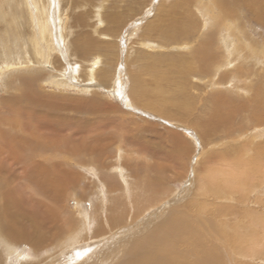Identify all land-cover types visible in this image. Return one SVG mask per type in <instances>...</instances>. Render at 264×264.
<instances>
[{"label":"rangeland","instance_id":"1","mask_svg":"<svg viewBox=\"0 0 264 264\" xmlns=\"http://www.w3.org/2000/svg\"><path fill=\"white\" fill-rule=\"evenodd\" d=\"M2 2L0 117L47 130L0 148V209L26 215L0 218V264H264V0H48L41 59L35 9Z\"/></svg>","mask_w":264,"mask_h":264},{"label":"bare ground","instance_id":"2","mask_svg":"<svg viewBox=\"0 0 264 264\" xmlns=\"http://www.w3.org/2000/svg\"><path fill=\"white\" fill-rule=\"evenodd\" d=\"M10 1V0H9ZM16 1H18V3L19 2H21V3H24V2H26V6L28 7V5H30V9H29V13H31V15H32V13H33V8L35 9V11H36V15H38L37 16V22H40L39 23V32L37 33V34H35V36H34V33H33V36L34 37H31L32 39L31 40H33L31 43H30V46L28 47L29 48V50H31V53L32 54H34V57L36 58V59H41V57L42 56H40L39 57V55L40 54H42L41 53V50H40V44H44L46 47H47V49H48V51L51 53V52H53V51H55L54 50V47H53V40H52V35H51V30H50V23H49V20H48V18H47V2H48V0H34V2H32L31 0V2L29 1V0H16ZM46 1V2H45ZM256 1V0H255ZM257 1H260V0H257ZM0 2H1V0H0ZM6 2V1H5ZM5 2H4V0H3V2L2 3H4L5 4ZM1 3V4H2ZM16 4V3H15ZM33 4V5H32ZM24 5V4H23ZM15 6H17V5H15ZM14 6V7H15ZM25 6V5H24ZM34 6V7H33ZM32 7V8H31ZM263 7H264V2H263ZM17 8V7H16ZM15 8V9H16ZM0 9L2 10V15L5 17V18H8L9 19V17L8 16H16L15 14H11V15H9L8 13H7V11L4 9V8H2V6L0 7ZM18 9V8H17ZM20 9V8H19ZM26 9V8H25ZM9 10V9H8ZM13 10V9H12ZM51 10V9H50ZM26 12V11H25ZM28 13V12H27ZM19 14H20V12H19ZM22 15V14H21ZM29 15V14H28ZM35 16V15H34ZM2 17V16H1ZM20 17V16H19ZM22 17V16H21ZM30 18V17H29ZM20 19V18H19ZM157 19V18H156ZM186 19V18H185ZM185 19H184V21H185ZM189 19V18H188ZM22 20V19H21ZM141 20V19H140ZM3 22V21H2ZM17 22V21H16ZM33 22V21H32ZM188 22V21H187ZM1 23V22H0ZM28 24H30V22L28 23ZM188 24H189V22H188ZM191 24V23H190ZM27 25V24H26ZM25 25V26H26ZM173 25V24H172ZM192 25V24H191ZM11 26V25H10ZM149 26V25H148ZM187 26V25H186ZM7 30V29H6ZM9 31H11L12 33H15V30H14V28H12V29H8ZM33 30V29H32ZM29 31V30H28ZM58 31V30H57ZM30 32V31H29ZM31 34V33H30ZM58 34V33H57ZM102 34V33H101ZM13 35V34H12ZM32 36V35H31ZM2 37H4V36H2ZM16 37V36H15ZM5 39L7 38V37H4ZM8 40H9V38H7ZM12 39V38H11ZM3 41V40H2ZM37 41H39V42H37ZM0 43H2V42H0ZM4 44V43H3ZM10 44V43H9ZM42 44V45H43ZM69 44V43H68ZM55 46V45H54ZM212 46V45H211ZM43 50V49H42ZM4 51V50H3ZM18 51V50H17ZM29 54V53H28ZM213 54V53H212ZM47 55V54H46ZM49 55H52V54H49ZM44 56H45V54H44ZM148 56V55H147ZM156 57V56H155ZM158 58H159V55L157 56ZM209 58V55L207 54V51H200V52H195L194 53V56H193V58L195 59L194 61H197V62H191V63H187L186 64V67H187V69H189V70H192V69H194L195 68V70H199L203 65H206V63L208 64L209 63V61H211V60H208L207 58ZM149 58V57H148ZM176 58V57H175ZM35 59V60H36ZM168 59V58H167ZM28 60V59H27ZM147 60V59H146ZM150 60V59H149ZM172 60V59H171ZM185 60V59H184ZM203 60V61H202ZM207 60V61H206ZM157 61H158V59H157ZM41 62V61H40ZM156 62V61H155ZM25 63V62H24ZM165 63V62H164ZM164 63H162L163 65H164ZM29 64H31L30 62H29ZM37 64V63H36ZM46 64V63H45ZM26 65V64H25ZM38 65V64H37ZM41 65V64H40ZM146 65H148L149 66V64L147 63ZM162 65V66H163ZM208 66V65H207ZM10 67V66H9ZM204 67V66H203ZM211 67V66H210ZM147 68V67H146ZM154 68V67H153ZM159 68V67H158ZM184 68V67H183ZM207 68V67H206ZM10 69H11V67H10ZM164 70V69H163ZM166 70V69H165ZM203 70V69H202ZM207 70H208V68H207ZM152 71H154V69L152 70ZM204 71H205V68H204ZM209 71V70H208ZM163 72L164 71H162V74H163ZM206 72V71H205ZM210 72V71H209ZM165 73V72H164ZM30 75V74H29ZM198 75V74H197ZM207 76V75H206ZM32 77V76H31ZM25 78V77H24ZM33 79V78H32ZM51 79V78H50ZM121 79H122V77H121ZM29 80V79H28ZM113 81V80H112ZM30 82V81H29ZM32 82V81H31ZM63 82V81H62ZM118 86H116L115 87V92H117V93H119L120 91H121V86H120V77H119V79H118ZM25 83V82H24ZM36 83V82H35ZM34 83V84H35ZM23 84V83H22ZM30 84V83H29ZM57 84V83H56ZM62 84H64V83H62ZM28 85V84H27ZM33 85V84H32ZM59 85V84H58ZM62 86V85H61ZM29 87H31V86H29ZM32 88V87H31ZM35 88V87H34ZM37 88V87H36ZM35 88V89H36ZM112 88H113V86H112ZM250 88V87H249ZM161 89V88H160ZM28 90V89H27ZM26 91V90H25ZM21 93V92H20ZM26 93V92H25ZM183 93V92H182ZM22 94H24V92H22ZM21 94V95H22ZM42 95V94H41ZM183 95V97H184V94H182ZM36 96H38V94L36 95ZM14 97V96H13ZM209 97V96H208ZM215 97H216V95H215ZM207 98V97H206ZM221 98V97H220ZM16 99H18V98H16ZM27 99V98H26ZM185 99H187V97L185 98ZM214 99V98H213ZM19 100V99H18ZM28 100V99H27ZM75 100V99H74ZM182 101H184L183 99H182ZM190 101V100H189ZM207 101H210L209 99H207ZM227 101V100H226ZM17 102V101H16ZM27 102V101H26ZM30 102V101H29ZM39 102H41V99L39 98ZM42 102H43V104L44 103H48V105L50 106V103H51V101H49L48 99L46 100L45 98L43 99L42 98ZM77 102V101H76ZM187 101H185V103H186ZM36 103V102H35ZM56 103V102H55ZM58 103V102H57ZM190 103V102H189ZM210 103V102H209ZM228 103V102H227ZM247 103V102H246ZM29 104V103H28ZM61 104H63L62 102H61ZM77 104H79V103H77ZM188 104V103H187ZM27 105V104H26ZM73 105V104H72ZM164 105V104H163ZM167 105V104H166ZM185 105V104H184ZM191 105V104H190ZM212 105V104H211ZM44 106V105H43ZM96 106V105H95ZM47 107V106H46ZM162 107V106H161ZM160 107V108H161ZM164 107V106H163ZM193 107V106H192ZM235 107V106H234ZM28 108V107H27ZM56 108V107H55ZM98 108V107H97ZM165 108V107H164ZM216 108H218V107H216ZM14 109V111H13V115H12V112H11V114H10V116L9 117H7V118H3V117H0V125H3L4 127H8L7 129H2L1 127H0V132L1 131H4V132H6V134H8V136L6 135V136H0V148H2V147H5L7 150H10V151H15V150H18L19 148H18V145L14 142V140H15V138L17 137V141L16 142H18V144H21V145H24L23 147L25 148V149H27V150H31V149H36V150H39V149H41L42 150V152L43 151H46V146H43V144L42 143H38L36 140V138H37V135H36V133L37 132H39L40 130H42L43 128H45V131L47 130L46 129V126L45 125H43V126H45V127H40L39 129H38V126H39V123L37 122V121H35V122H31V123H26V122H22L23 121V119L21 120L20 118H30L29 117V115H31V111L29 110V109H21V110H19V108H13ZM16 109V110H15ZM51 109V108H50ZM229 109V108H228ZM256 109V108H255ZM10 110V109H9ZM48 110V109H47ZM52 110V109H51ZM161 110V109H160ZM179 110H181V109H179ZM188 110V109H187ZM217 110V109H216ZM7 111V110H6ZM58 111H61V110H58ZM162 111V110H161ZM189 111H191L190 110V108H189ZM188 111V112H189ZM10 112V111H9ZM56 112V111H55ZM185 112V111H184ZM188 112H187V114H188ZM49 113V112H48ZM175 113V112H174ZM209 113V112H208ZM251 113V112H250ZM44 114V113H43ZM50 114V113H49ZM178 114V113H177ZM214 116H215V111H214ZM55 115V114H54ZM191 115V114H190ZM259 115V114H258ZM257 115V116H258ZM191 117V116H190ZM252 117V116H251ZM254 117V116H253ZM256 117V116H255ZM259 117V116H258ZM38 118V117H37ZM51 118H52V116H51ZM186 118H189V117H186ZM260 118V117H259ZM258 119V118H257ZM36 120H39V119H36ZM60 120V119H59ZM62 120V119H61ZM254 120V119H253ZM25 121V120H24ZM213 121V120H212ZM56 122V121H55ZM67 122V121H66ZM204 123V122H203ZM63 125H67V123L66 124H64V123H62ZM61 125V124H60ZM63 125H61L62 127H64ZM100 126V125H99ZM200 126V125H199ZM204 129H206V130H208V131H214V129H215V125H214V121L213 122H206V123H204ZM12 131H13V133H12ZM28 132L31 134V133H34L33 134V139H30V138H28V137H26V136H29V134H28ZM15 133V134H14ZM16 133L17 134H19V135H17L16 136ZM2 134H4V133H2ZM20 134H22V135H20ZM229 134H231V133H229ZM32 136V135H31ZM36 139V140H35ZM53 141H55V142H53V143H51V144H49V148L52 150V152L53 151H55L56 153L57 152H62L63 151V147L65 146V142H61V141H57V140H53ZM95 141V140H94ZM43 142V141H42ZM11 144H13V145H11ZM11 145V146H10ZM61 145H64L62 148H61ZM83 145V144H82ZM75 146H77V144L75 145ZM89 146V149H88V151L89 152H91V154H93L94 152L95 153H97V150L95 151L94 150V148H93V144L91 143L90 145H88ZM66 148H65V152H67V153H75L76 152V150L77 149H75V148H69L70 146H65ZM96 147V146H95ZM5 148H2V149H5ZM23 148V149H24ZM81 148V147H80ZM20 150V149H19ZM91 150V151H90ZM100 150V149H99ZM98 150V151H99ZM86 152V151H85ZM102 152V151H101ZM29 153V152H28ZM32 153V152H31ZM41 153V152H40ZM46 153V152H45ZM94 153V154H95ZM183 153V152H182ZM42 154V153H41ZM77 154V153H76ZM103 154V153H102ZM229 154V153H228ZM32 155V154H31ZM43 155V154H42ZM61 155V154H60ZM89 155V154H88ZM46 156V155H45ZM102 156V155H101ZM47 157H48V155H47ZM40 158V157H39ZM181 158V157H180ZM50 159V158H49ZM44 160V159H43ZM50 161V160H49ZM54 161V160H53ZM38 162V161H37ZM230 162V161H229ZM33 163V162H32ZM34 164V163H33ZM35 165V164H34ZM39 165H41V164H39ZM59 165V164H58ZM243 165V164H242ZM245 165V164H244ZM243 165V167L245 168V166ZM51 166H53V165H51ZM254 166V165H253ZM257 166H259L258 164H257ZM264 166V165H263ZM30 167V166H29ZM34 169V168H33ZM231 169V168H230ZM252 169V168H251ZM254 169V168H253ZM44 169H41V167L40 168H36V173H37V171L38 172H41V171H43ZM243 170V169H242ZM260 170V169H259ZM258 170V171H259ZM24 171H25V169H24ZM45 171V170H44ZM49 174H50V176H51V179H54L55 180V182H56V184H62V176H58V174H57V172H59V170H57L56 169V167L54 168V167H52V169L50 168L49 170ZM251 171V170H250ZM26 172V171H25ZM25 172H23L24 174H25ZM244 172H246V171H244ZM34 173V172H33ZM241 173V172H240ZM250 173V172H249ZM248 173V174H249ZM41 174V173H40ZM214 174V173H213ZM233 174V173H232ZM247 174V173H246ZM33 175V174H32ZM37 175H38V173H37ZM224 175V174H223ZM254 175V174H253ZM40 176H42V175H40ZM222 176V175H221ZM246 176H248V175H246ZM36 177V176H35ZM58 177V178H57ZM220 177V176H219ZM233 177V176H232ZM235 177V176H234ZM231 178V177H230ZM229 178V179H230ZM240 178V177H239ZM45 179V178H44ZM233 179V178H232ZM242 179V178H241ZM37 180V179H36ZM42 180V179H41ZM224 180V179H223ZM226 180H227V178H226ZM233 180H235V179H233ZM261 181V180H260ZM39 182H40V180H39ZM46 182L47 183H49L50 185H51V181H49L47 178H46ZM227 182H228V180H227ZM235 182V181H234ZM239 182V181H238ZM237 182V183H238ZM29 183V182H28ZM35 183V182H34ZM230 183H231V180H230ZM239 183H241V182H239ZM37 184V183H36ZM179 184V183H178ZM228 184V183H227ZM243 184V183H242ZM241 185V184H240ZM63 186V185H62ZM80 197V196H79ZM19 199V198H18ZM15 201L13 200H10L9 202H8V204L9 205H6L4 208H3V210L1 211V209H0V218H2V219H5L6 220V225H7V228H6V230L7 231H9L10 233H16V234H22L23 233V231H21V227L18 225V223H17V220H18V218L19 217H23V216H26V215H24L25 213L20 209V208H17V210L16 211H11L10 210V206L11 207H13V205L12 204H15L14 203ZM77 202V201H76ZM145 202V201H144ZM151 202V201H150ZM32 204V203H31ZM155 204V203H154ZM4 206V205H3ZM21 206V205H20ZM23 207V206H22ZM14 209V208H13ZM31 215H29V217H30ZM30 220H31V223L32 222H34L35 223V217H33L32 219L30 218ZM4 221V220H3ZM29 223V222H28ZM30 223V224H31ZM3 225V224H2ZM1 225V227H3ZM19 226V228H18V226ZM28 225V224H27ZM30 226V225H29ZM6 227V226H5ZM117 227V226H116ZM16 228H18V230H17V232L14 230V229H16ZM31 228V227H30ZM33 228V227H32ZM35 228V227H34ZM12 231V232H11ZM3 233H4V230H3ZM6 233V232H5ZM9 234V233H8ZM29 234V233H28ZM31 235V234H30ZM5 237V236H4ZM25 237H27V236H25ZM35 238V237H34ZM36 240V239H35ZM160 242V241H159ZM162 242V241H161ZM166 242V241H165ZM169 242V241H168ZM164 244V243H163ZM170 244V243H169ZM160 245V244H159ZM167 245V244H166ZM165 245V246H166ZM164 246V247H165ZM139 248V247H138ZM160 250V249H159ZM18 251V250H17ZM98 255V254H97ZM29 258V257H28ZM148 259V258H147ZM155 259V258H154ZM154 261V260H153ZM158 261V260H157ZM160 262H162V261H160ZM165 263V262H164Z\"/></svg>","mask_w":264,"mask_h":264}]
</instances>
